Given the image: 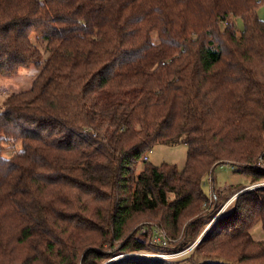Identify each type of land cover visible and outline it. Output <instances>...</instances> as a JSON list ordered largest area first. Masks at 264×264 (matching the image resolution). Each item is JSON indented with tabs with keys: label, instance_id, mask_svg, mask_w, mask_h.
<instances>
[{
	"label": "trees",
	"instance_id": "1",
	"mask_svg": "<svg viewBox=\"0 0 264 264\" xmlns=\"http://www.w3.org/2000/svg\"><path fill=\"white\" fill-rule=\"evenodd\" d=\"M263 3L0 0V76L40 69L0 104V264H102L152 250V226L174 239L159 251L183 250L213 215L206 174L229 164L264 181ZM179 142L181 172L148 163L155 144ZM232 185L234 210L188 264H264L251 234L264 229V186ZM174 259L113 264H183Z\"/></svg>",
	"mask_w": 264,
	"mask_h": 264
},
{
	"label": "rangeland",
	"instance_id": "2",
	"mask_svg": "<svg viewBox=\"0 0 264 264\" xmlns=\"http://www.w3.org/2000/svg\"><path fill=\"white\" fill-rule=\"evenodd\" d=\"M258 15L261 19L264 20V3L258 8ZM236 28L238 31H242L244 28V22L242 18L238 17L234 19ZM32 40L34 43L37 44V46L42 51V54L45 55V42L37 37V34H32ZM45 57V56H44ZM40 71L39 67L35 65H30L29 67L21 69L18 73L10 76H0V104L2 101L6 98V96L10 95L13 92H20L25 89H28L33 82V79L38 75V72ZM21 148V143L17 144V150ZM188 146L183 143H175V144H163L158 143L155 144L151 148V152H147L149 156V164L152 165H173L176 166L178 171H182L187 163L188 159ZM4 155L6 157H9L12 155V150L7 149L4 151ZM145 163L141 162L138 166V169H143ZM251 178V177H250ZM240 183L242 185L247 184L245 189L242 191L243 193L264 186V181H260L257 183H250L249 179L243 175L242 173L236 172L233 167L229 164H222L219 165L214 169L212 173L206 174L204 177V183H203V189L205 193L208 196V202L202 204V208L204 209L203 212L213 215L210 217L209 221L207 222V225L204 227L202 234L198 237L203 238L205 234H209L211 231H213L216 226L217 219L221 216L227 215L231 210H234L235 205V198L238 194L241 192H237L238 194L234 195L231 188L233 187L232 184ZM214 187L216 188H222L223 192L218 193L217 195L214 192ZM233 194V195H232ZM216 201V202H215ZM218 204L219 207H215ZM202 212V213H203ZM146 221H144L145 223ZM143 223V222H142ZM141 225V222L137 225H135L134 229L137 228V226ZM251 234L252 237L255 240H264V229L262 222H257L252 228H251ZM197 239V240H198ZM173 240V239H172ZM196 240V241H197ZM192 243L191 245H193ZM190 245V246H191ZM188 246V247H190ZM188 247H186L184 250H186ZM157 250H156V249ZM182 250L178 251H159L158 247L155 246V244L152 247V250L146 249L141 251H127V252H116L113 253L105 262L102 264H113L114 262L117 263L120 260L127 258V257H138V258H160V256H163L164 254H172L175 252H178L179 254L173 256V257H163L165 260H171L175 258L174 260H180L183 264H188L190 262V259H187L189 256V251L186 250V252L181 254ZM130 255V256H129ZM177 258V259H176Z\"/></svg>",
	"mask_w": 264,
	"mask_h": 264
},
{
	"label": "built area",
	"instance_id": "3",
	"mask_svg": "<svg viewBox=\"0 0 264 264\" xmlns=\"http://www.w3.org/2000/svg\"><path fill=\"white\" fill-rule=\"evenodd\" d=\"M145 158H147V157H145ZM146 229L151 232L150 239H151L152 243L155 244V245L167 246L169 244V242L172 240V239L169 238V236L167 235V233L164 230L158 228L157 226H152L150 228H142V232H145ZM199 240H200V238L197 241H195L194 244L191 245L190 247H188L186 250H191ZM186 250H184V251L182 250L181 254L186 252ZM177 254H179V253L178 252H175V253H172V254L167 253V254H164L163 256L159 255V257H161V258H163V257H173V256H175Z\"/></svg>",
	"mask_w": 264,
	"mask_h": 264
}]
</instances>
